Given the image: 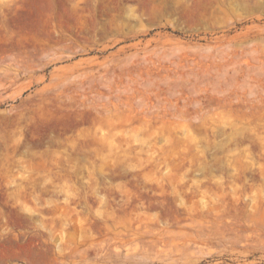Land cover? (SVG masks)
<instances>
[{
	"label": "rangeland",
	"instance_id": "374dc122",
	"mask_svg": "<svg viewBox=\"0 0 264 264\" xmlns=\"http://www.w3.org/2000/svg\"><path fill=\"white\" fill-rule=\"evenodd\" d=\"M0 264H264V0H0Z\"/></svg>",
	"mask_w": 264,
	"mask_h": 264
}]
</instances>
